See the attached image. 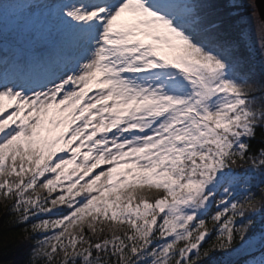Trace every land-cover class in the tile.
Here are the masks:
<instances>
[{"label":"snow or ice","instance_id":"obj_1","mask_svg":"<svg viewBox=\"0 0 264 264\" xmlns=\"http://www.w3.org/2000/svg\"><path fill=\"white\" fill-rule=\"evenodd\" d=\"M214 8L0 0V203L27 264H264V20L257 48Z\"/></svg>","mask_w":264,"mask_h":264},{"label":"trees","instance_id":"obj_2","mask_svg":"<svg viewBox=\"0 0 264 264\" xmlns=\"http://www.w3.org/2000/svg\"><path fill=\"white\" fill-rule=\"evenodd\" d=\"M211 3L215 5L214 11L228 22L232 34L239 35L243 32L245 25L241 18L244 14L251 12L248 6L232 3L231 0H211ZM250 68L257 78L264 76V70L258 63L251 64ZM24 227V224L16 223L6 211L4 204L0 203V249H2L0 261L3 264H27L31 241L21 242L16 238V234ZM207 246L208 244L205 243L204 247ZM206 264H212V262L206 260Z\"/></svg>","mask_w":264,"mask_h":264},{"label":"rangeland","instance_id":"obj_3","mask_svg":"<svg viewBox=\"0 0 264 264\" xmlns=\"http://www.w3.org/2000/svg\"><path fill=\"white\" fill-rule=\"evenodd\" d=\"M232 3H237L238 5L248 6V0H231ZM258 20L259 17H258ZM258 20H253L250 16V13H246L242 16L241 21L244 23V31H246L253 42V45L258 48L259 46V37L257 34V24ZM264 70V68H263Z\"/></svg>","mask_w":264,"mask_h":264},{"label":"water","instance_id":"obj_4","mask_svg":"<svg viewBox=\"0 0 264 264\" xmlns=\"http://www.w3.org/2000/svg\"><path fill=\"white\" fill-rule=\"evenodd\" d=\"M259 19L264 20V0H254Z\"/></svg>","mask_w":264,"mask_h":264}]
</instances>
